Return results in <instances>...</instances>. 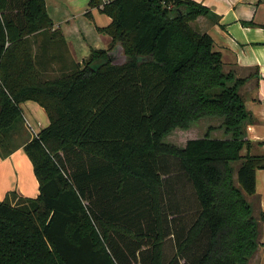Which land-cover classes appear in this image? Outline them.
Segmentation results:
<instances>
[{"label":"trees","instance_id":"1","mask_svg":"<svg viewBox=\"0 0 264 264\" xmlns=\"http://www.w3.org/2000/svg\"><path fill=\"white\" fill-rule=\"evenodd\" d=\"M89 6L111 18L97 27L110 45L50 80L30 44L43 31L62 37L46 0H0V156L21 146L23 102L50 118L23 145L39 195L0 200V264H248L259 241L245 194L264 154L242 155L249 77L225 72L213 38L193 27L211 11L195 0ZM204 119L220 124L184 147L165 141Z\"/></svg>","mask_w":264,"mask_h":264},{"label":"crops","instance_id":"2","mask_svg":"<svg viewBox=\"0 0 264 264\" xmlns=\"http://www.w3.org/2000/svg\"><path fill=\"white\" fill-rule=\"evenodd\" d=\"M90 1L46 0L48 13L54 22L52 30H61L62 37L61 35L52 37L51 31L39 32L30 37L35 64L44 79L62 77L71 72L76 64L88 58L92 49H105L110 45L111 37L100 33L97 27L107 26L111 18L103 14L99 8H91ZM195 1L206 6L211 13L197 18L192 23L193 27L213 38L215 50L222 53L224 71L234 73L237 78L249 77L240 88V94L251 116L245 128V139L251 146L244 148L242 155L248 152L252 155H263L264 0ZM88 11L92 13L91 18L86 15ZM21 108L23 122L20 123V129L26 132L32 130L33 135L29 134L20 142L21 146L8 157L0 156V200L12 192L26 198H36L40 193V184L33 163L23 145L47 127L50 118L45 108L35 101L23 102ZM29 119L37 121L39 128L34 129ZM191 128L187 129L188 131L180 128L179 130L189 132ZM219 130L221 136L212 137L224 138L223 129ZM191 137L195 139V136ZM19 139L21 137L18 133H14L12 141L18 143L16 140ZM241 164L242 161L233 163L236 177ZM245 196L258 223L259 241L258 249L248 264H264V169H258L256 172V192Z\"/></svg>","mask_w":264,"mask_h":264},{"label":"rangeland","instance_id":"3","mask_svg":"<svg viewBox=\"0 0 264 264\" xmlns=\"http://www.w3.org/2000/svg\"><path fill=\"white\" fill-rule=\"evenodd\" d=\"M105 17V16H102ZM102 22V21H100ZM114 56H115V63H121L124 61V56H123V52L121 47H117L114 51ZM33 128L34 129H38L39 128V123L33 119H29ZM220 124V120L219 119H204L201 120L199 122H197V124L194 125V127L191 128V130H189V132H183L181 130L175 129L174 131H172L171 133H169L166 137H165V141L175 144L176 146H183L186 145L187 140L192 139L193 137L191 136H195L194 138H198V137H203L205 136V133L207 132L206 129L208 126L210 125H215L216 127H218V125ZM20 128V123H19V127ZM181 131V132H179ZM188 131V130H187ZM21 134V139L16 140L19 144L20 142H23L25 140V138L30 134L33 135L32 130L26 132L25 130L20 129L19 131ZM212 136L213 135H217V136H221V131L218 129L217 130H213V132L211 133Z\"/></svg>","mask_w":264,"mask_h":264}]
</instances>
